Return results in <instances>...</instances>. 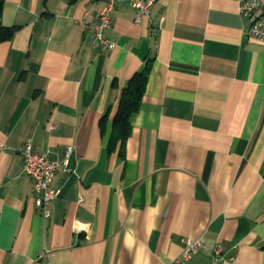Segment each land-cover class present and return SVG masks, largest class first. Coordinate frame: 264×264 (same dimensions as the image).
Segmentation results:
<instances>
[{
    "label": "crops",
    "instance_id": "1",
    "mask_svg": "<svg viewBox=\"0 0 264 264\" xmlns=\"http://www.w3.org/2000/svg\"><path fill=\"white\" fill-rule=\"evenodd\" d=\"M4 0L0 42V264H264V42L238 0ZM152 59L123 155L121 88ZM106 114L104 121L102 116ZM62 158L45 217L22 148Z\"/></svg>",
    "mask_w": 264,
    "mask_h": 264
},
{
    "label": "built area",
    "instance_id": "2",
    "mask_svg": "<svg viewBox=\"0 0 264 264\" xmlns=\"http://www.w3.org/2000/svg\"><path fill=\"white\" fill-rule=\"evenodd\" d=\"M118 1H127L136 9L135 19L139 20L143 14H148L155 0H104L97 20L94 24L92 42L100 48H112L115 42L108 38L104 30L110 26L111 14ZM237 12L249 21L248 37L264 42V0H238ZM74 145L66 148L64 156L60 159L52 158L46 153L36 152L30 139H27L22 148L23 172L31 180L35 191V204L42 208L43 215L50 214L49 204L59 196L61 187L54 183V176L58 170H70L68 160ZM201 247V238L186 239L180 254L167 264H188L189 259ZM220 248L216 247L213 253L212 264L220 257Z\"/></svg>",
    "mask_w": 264,
    "mask_h": 264
},
{
    "label": "trees",
    "instance_id": "3",
    "mask_svg": "<svg viewBox=\"0 0 264 264\" xmlns=\"http://www.w3.org/2000/svg\"><path fill=\"white\" fill-rule=\"evenodd\" d=\"M68 3H74L77 0H66ZM4 0H0V18L3 9ZM18 25H5L0 19V42L12 37ZM152 59L147 58L143 67L136 70L128 78L125 85L121 88L118 99L117 109L112 118V140L119 142V154L123 155L125 141L131 131V120L138 111L141 97L145 90L148 74L151 69ZM106 114L101 118L104 121Z\"/></svg>",
    "mask_w": 264,
    "mask_h": 264
}]
</instances>
